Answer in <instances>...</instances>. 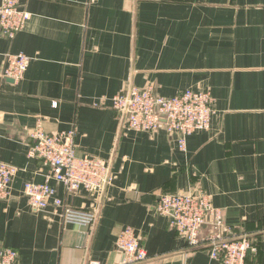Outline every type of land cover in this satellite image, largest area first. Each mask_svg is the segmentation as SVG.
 Listing matches in <instances>:
<instances>
[{"label": "crops", "instance_id": "0c3cea01", "mask_svg": "<svg viewBox=\"0 0 264 264\" xmlns=\"http://www.w3.org/2000/svg\"><path fill=\"white\" fill-rule=\"evenodd\" d=\"M28 12L6 53L30 57L17 81L0 74V161L17 172L0 200V247L19 264H118V233L131 226L149 258L143 264H220L190 249L155 210L164 193H206L227 237L254 246L249 264H264V0H20ZM170 96L208 90V130L187 137L186 150L163 125L127 130L111 99L130 88ZM74 128L77 154L110 163L105 189L58 197L95 210L88 224L63 221L51 206L33 210L25 182L49 167L28 156L31 130ZM209 227L203 226V231Z\"/></svg>", "mask_w": 264, "mask_h": 264}, {"label": "built area", "instance_id": "2783aa9c", "mask_svg": "<svg viewBox=\"0 0 264 264\" xmlns=\"http://www.w3.org/2000/svg\"><path fill=\"white\" fill-rule=\"evenodd\" d=\"M20 0H0V35L14 38L28 17ZM30 57L24 53H6L1 76L17 81L23 77ZM213 97L208 90L184 89L164 96L152 88H127L111 99V107L121 116L127 130L151 132L163 125L175 139L177 148L186 150L187 137L208 130L213 113ZM74 128L47 132L41 122L31 130L32 144L28 156L39 159L49 167L42 182H25L23 194L33 210L51 206L52 212L63 221L88 224L96 216L95 210L70 206L58 197L52 182L60 183L66 194L99 192L112 181L110 163L104 159L77 154ZM17 168L0 161V200L11 197V182ZM155 210L168 218V226L181 234L190 249H206L220 264H249L248 254L254 246L245 237L225 236L228 227L218 209L211 204L208 194L164 193L156 202ZM209 227L203 231V226ZM115 247L120 251L118 264H143L148 253L131 226L120 230ZM0 264H19L18 252L0 247ZM85 264H101L88 260Z\"/></svg>", "mask_w": 264, "mask_h": 264}]
</instances>
